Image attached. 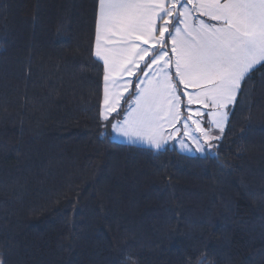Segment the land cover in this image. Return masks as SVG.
Here are the masks:
<instances>
[{
    "label": "trees",
    "instance_id": "trees-1",
    "mask_svg": "<svg viewBox=\"0 0 264 264\" xmlns=\"http://www.w3.org/2000/svg\"><path fill=\"white\" fill-rule=\"evenodd\" d=\"M96 10L0 0V261L264 264V67L205 154L118 141Z\"/></svg>",
    "mask_w": 264,
    "mask_h": 264
},
{
    "label": "snow or ice",
    "instance_id": "snow-or-ice-1",
    "mask_svg": "<svg viewBox=\"0 0 264 264\" xmlns=\"http://www.w3.org/2000/svg\"><path fill=\"white\" fill-rule=\"evenodd\" d=\"M94 57L103 65L102 122L156 149L165 126L176 133L180 123L204 152L220 139L212 127L223 133L242 84L264 67V0H97ZM122 98L127 108L112 123ZM193 115H207L212 127Z\"/></svg>",
    "mask_w": 264,
    "mask_h": 264
},
{
    "label": "rangeland",
    "instance_id": "rangeland-1",
    "mask_svg": "<svg viewBox=\"0 0 264 264\" xmlns=\"http://www.w3.org/2000/svg\"><path fill=\"white\" fill-rule=\"evenodd\" d=\"M130 93V90L124 95V97L125 96H127L128 94ZM123 101V100H122ZM122 104V103H121ZM121 107V106H120ZM119 107V108H120ZM200 107V111L201 112H206L207 110L206 109H204L202 106H199ZM119 108H117V112H118V110H119ZM192 108H193V112H195V110H196V108L197 107H193L192 106ZM230 108H231V106H230ZM182 112L185 114V115H187V112H185L184 110H182ZM229 113H230V111H229ZM115 114V113H114ZM123 118V117H122ZM193 119H200L201 120V123H202V127L203 128H209V127H212L211 125H209V123H208V120H209V117L207 116V115H205V116H203V117H197V116H195V115H193V117H192ZM116 120H120V119H116ZM115 120V121H116ZM115 121H113V123H115ZM227 123H228V121H227ZM189 124H190V127L188 128V130L187 131H190V133L191 134H193V135H196L198 138H201V139H203V137H201V134L199 133V132H196L195 131V125H192L191 124V122H189ZM178 125H180V123H178ZM225 126H227V124H225ZM226 127H224V129H225ZM111 130L113 131L112 132V137L115 139L116 137H118V133L115 131V130H113L112 128H111ZM192 131V132H191ZM219 130H217V129H215L214 127H212V135H214V136H220V138L222 137V134L219 132ZM172 133V127L165 133V134H163L164 136L165 135H167V134H171ZM120 136H123V135H121V134H119ZM176 137L177 136H175V135H173L172 136V139H171V141L168 143V145L171 143V142H174L175 141V139H176ZM124 138H127V137H125L124 136ZM190 139V138H189ZM117 140V139H116ZM127 142H125V143H131V144H136V145H142V146H146V147H149V148H153V149H156V148H154L153 146H150L149 144H147L146 142H141V141H136L135 143H133V142H130L129 140H126ZM190 141H191V139H190ZM218 142H219V140H213V141H211V143L212 144H214V145H217L218 144ZM189 146H191L192 147V149H188V150H193L194 149V153L196 154V153H199V154H202L203 152H201V151H199V150H197V147H196V145L191 141V142H189ZM161 149V148H160Z\"/></svg>",
    "mask_w": 264,
    "mask_h": 264
},
{
    "label": "crops",
    "instance_id": "crops-1",
    "mask_svg": "<svg viewBox=\"0 0 264 264\" xmlns=\"http://www.w3.org/2000/svg\"><path fill=\"white\" fill-rule=\"evenodd\" d=\"M125 79H133V77H128L127 76V74H125ZM123 83V81H121V84ZM130 88L131 87H129V89H128V91L130 90ZM121 91H123V89L121 88L120 89ZM127 92H125V93H123V95H125ZM122 100H123V98L121 99V101H120V106H121V103H122ZM186 102V101H185ZM119 106V107H120ZM193 107H199L198 105H192ZM118 107V108H119ZM182 110H183V106H182ZM114 114V113H113ZM112 114V115H113ZM122 119V118H121ZM226 124H227V122H226ZM172 126H165V129H164V131H163V134H165L170 128H171ZM174 127H176V128H179L180 129V131L179 132H176V133H171V134H167V135H163L164 136V140L166 141L163 145H162V147L161 148H163V147H165V146H167L168 145V143L171 141V139H172V136L173 135H175V136H177L176 137V139H175V141L174 142H171L170 144H175V146L180 150V151H182V152H184V153H188V154H195L194 152V149L193 150H188V149H192V147L191 146H189L190 144H189V142H191L190 141V139H189V136H187V135H185V130H184V128L182 127V125L180 124V125H178V123L177 124H175L174 125ZM226 127V126H225ZM113 132V131H112ZM189 133H190V131H188ZM192 132V131H191ZM219 133V132H218ZM115 139H117L118 141H121V142H127L126 140H129L128 138H124V136H120L119 134H118V137H116ZM181 141H183V143L187 146V147H184V148H182L181 147ZM151 146V145H150ZM207 150H209L207 147H206V150L202 153V154H205L206 152H207ZM196 154H199V153H196Z\"/></svg>",
    "mask_w": 264,
    "mask_h": 264
}]
</instances>
